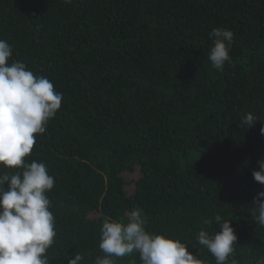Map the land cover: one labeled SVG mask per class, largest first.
Instances as JSON below:
<instances>
[{"label": "trees", "instance_id": "1", "mask_svg": "<svg viewBox=\"0 0 264 264\" xmlns=\"http://www.w3.org/2000/svg\"><path fill=\"white\" fill-rule=\"evenodd\" d=\"M0 264H264V0H0Z\"/></svg>", "mask_w": 264, "mask_h": 264}]
</instances>
